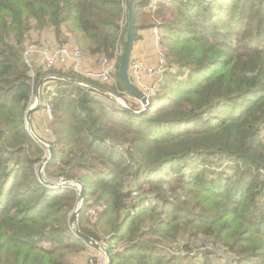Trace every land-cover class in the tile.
<instances>
[{
    "label": "trees",
    "instance_id": "1",
    "mask_svg": "<svg viewBox=\"0 0 264 264\" xmlns=\"http://www.w3.org/2000/svg\"><path fill=\"white\" fill-rule=\"evenodd\" d=\"M133 4L135 41L157 27L165 59L142 113L104 93L141 109L119 72L125 0H0V264H72L92 246L70 222L78 188L39 179L46 149L26 128L51 75L38 107L52 105L56 156L43 175L83 183L79 228L112 264H264V0ZM33 30L117 56L115 83L30 67Z\"/></svg>",
    "mask_w": 264,
    "mask_h": 264
},
{
    "label": "built area",
    "instance_id": "2",
    "mask_svg": "<svg viewBox=\"0 0 264 264\" xmlns=\"http://www.w3.org/2000/svg\"><path fill=\"white\" fill-rule=\"evenodd\" d=\"M164 0H149L148 9L154 10L158 3ZM155 39L157 43H160V34L157 27L154 29ZM25 60L29 64L30 67L36 65V61L39 65L44 66L47 70L52 69H62L64 71H70L75 74H79L83 77L88 79L104 83V84H114L116 81L115 74L117 72V64H118V57L115 56L113 59L103 58L100 61V64L95 69H85V61L86 56L82 52V50L74 45L71 42H67L65 44H41L37 41H30L27 45L25 52H24ZM165 59L163 52H161V62L158 68H153L148 66L144 63V61L140 59H132L130 63V75L133 82L140 88V90L147 96L148 101L156 95L158 91V87L160 85L161 79L163 77V73L165 71ZM32 75L34 72L32 71ZM145 75L153 77L154 81L152 84L147 85L143 81V77ZM56 79H60V77L51 75L45 77L43 80V84L36 89V94L34 96V101L31 106L37 105L40 103V96L43 91L54 92V85L53 82ZM82 86L94 88L89 83L86 82H79ZM37 93H39V98H37ZM107 95H112L110 93H106ZM120 99V98H119ZM123 104L124 101L120 99ZM142 106V104H141ZM46 111V115L49 120L52 119V105L47 103L44 108ZM50 134L53 135V132L49 129ZM45 143L49 144V142L44 141ZM47 157V151H46ZM67 182L66 179L60 177L57 183L64 184ZM94 213L93 210H91ZM193 254V252L191 253ZM93 261V260H92ZM91 261V262H92ZM103 257L97 258L95 263L92 264H107Z\"/></svg>",
    "mask_w": 264,
    "mask_h": 264
},
{
    "label": "water",
    "instance_id": "3",
    "mask_svg": "<svg viewBox=\"0 0 264 264\" xmlns=\"http://www.w3.org/2000/svg\"><path fill=\"white\" fill-rule=\"evenodd\" d=\"M125 5L128 11V30L126 33V39L124 42V48L123 51L120 55V62H119V72L121 79L124 83V85L132 92V94L137 98L140 103L142 104L140 110H133L126 104H123L119 98H115V96L111 95L114 99H116L120 105H122L124 108L127 110L133 112V113H142L146 111L149 108L150 102L148 101L147 96L140 90V88L133 82L131 75H130V63L132 60V51L135 43V21H136V11H135V6L133 4V0H125ZM43 84V80H41L38 84V87ZM94 89H96L94 87ZM107 93V92H104ZM37 98H39V93H37ZM39 110L38 104L31 106L26 113V128L29 131V133L32 135V137L41 145L44 146V148L47 151V160L44 162V164L39 168L38 170V176L39 179L45 183L46 185L53 187V188H60L65 185H73L76 186L79 190V199H78V204L75 209V212L70 220L73 231L80 237H82L85 241H87L89 244H91L94 248L98 249L99 251H102L106 258H107V264H112V256L110 254L109 249L103 245L100 242H97L95 239L89 237L88 235L84 234L81 232L78 224V216L80 214V211L82 209V203L84 200V185L82 182L77 181V180H68L64 184L48 181L45 179L43 175V171L48 166L56 156L55 149L53 146L50 144L45 143L40 137H38L31 129V117L33 113Z\"/></svg>",
    "mask_w": 264,
    "mask_h": 264
},
{
    "label": "crops",
    "instance_id": "4",
    "mask_svg": "<svg viewBox=\"0 0 264 264\" xmlns=\"http://www.w3.org/2000/svg\"><path fill=\"white\" fill-rule=\"evenodd\" d=\"M147 9V8H146ZM154 29L155 27L143 29L139 32L140 38L135 41L133 51H132V59H140L144 61L145 64L148 66H151L153 68H158L161 62V47L160 44L157 43L155 39V34H154ZM35 38H40L43 43H48L49 45L56 44L55 36L52 31H42L34 34ZM73 43L72 41H69ZM101 59H99L98 56L92 55V56H86V61L85 63H90L95 66H98L100 64ZM143 81L145 84L150 85L153 83L154 79L151 76L145 75L143 77ZM45 112L43 109L34 112L32 115L31 124L33 123L35 128H41L44 131H46V136L41 137L39 136L43 141L49 142L53 138V135L51 136L50 133L45 130V123L44 120L39 118L40 116H44ZM47 116V115H46ZM49 121V119H48ZM97 251L99 252L98 249L94 248L93 246H88L87 250L80 253L76 257L72 258V264H87L89 258L97 256ZM79 260V263H78Z\"/></svg>",
    "mask_w": 264,
    "mask_h": 264
},
{
    "label": "rangeland",
    "instance_id": "5",
    "mask_svg": "<svg viewBox=\"0 0 264 264\" xmlns=\"http://www.w3.org/2000/svg\"><path fill=\"white\" fill-rule=\"evenodd\" d=\"M35 33H37V31H35V30H33L32 31V33H31V41H37V42H39V43H41V44H45V43H43V41H41L40 40V38H35L34 37V34ZM159 34H160V32H159ZM160 40H161V35H160ZM160 42V41H159ZM46 44H48V43H46ZM160 44V43H159ZM49 45V44H48ZM160 47H162L161 45H160ZM161 51H162V48H161ZM164 55V54H163ZM38 61V60H37ZM37 61H36V65H38V63H37ZM99 66V65H98ZM98 66H95V65H93V64H90V63H85V66H84V68L85 69H95L96 67H98ZM104 84V83H103ZM112 93V92H111ZM111 96V95H110ZM115 96V95H114ZM116 98H120V99H122L123 101H124V103L127 105V106H129V103L124 99V98H122V97H119V96H115ZM119 99V100H120ZM129 100H130V102L132 103V104H134V103H136L135 102V100L133 99V98H131V97H129L128 98ZM118 102V101H117ZM119 103V102H118ZM133 106H135L136 107V105L134 104ZM137 108V107H136ZM41 110V109H40ZM44 110V109H43ZM138 110H140V107L138 108ZM37 111H39V110H36L35 112H37ZM44 112H45V114H44V116H40L39 115V118L40 119H42V120H44V123H45V130H47V132L48 133H51V132H49V122H50V120L48 121V117L46 116V111L44 110ZM33 120H31V122H32ZM31 129H32V131L39 137V136H41V137H45V138H47L48 136H46L45 134H46V131H44L43 129H41V128H35L34 127V125H33V123L31 124ZM52 136V135H51ZM226 170H228V171H230V168H226ZM55 182L57 183V180H55ZM93 214V213H92ZM89 245H87L86 247H88ZM97 256H94V257H91V259L89 258V260H88V262H87V264H92V260H94L96 257H103L105 260H107V258H106V256H105V254L102 252V251H97V254H96ZM92 261V262H91ZM107 262V261H106ZM78 263H79V260H78ZM83 264V263H82Z\"/></svg>",
    "mask_w": 264,
    "mask_h": 264
}]
</instances>
